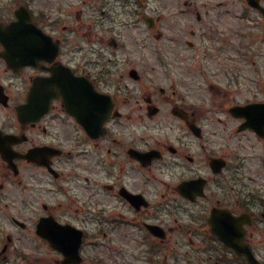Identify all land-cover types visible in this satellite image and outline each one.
<instances>
[{"label":"flooded vegetation","instance_id":"flooded-vegetation-1","mask_svg":"<svg viewBox=\"0 0 264 264\" xmlns=\"http://www.w3.org/2000/svg\"><path fill=\"white\" fill-rule=\"evenodd\" d=\"M96 11L103 17L111 9L93 4L84 12ZM80 13L68 0H0V29L14 21L18 29L0 36L56 46L50 61L36 56L11 67L0 56V147L14 150L11 161L0 153L5 250L19 245L21 260L34 264H248L231 244L249 246L264 264V200L260 190H246L235 160L241 135L251 132L240 129L244 119L227 109H205L187 88L181 93L179 75L189 78L188 71L162 68L147 83L140 73L132 80L143 83L141 94H117L113 80L104 78L105 47L67 46L69 32L78 33L69 18ZM142 20L148 25L145 15ZM158 20L150 17L148 27ZM91 27L100 30L101 22ZM79 51L93 56L82 57L80 65L71 55ZM65 66L108 93L109 102L94 105L111 108L109 119L99 122L104 127L94 125L96 118L78 122L69 100L54 96L63 80L55 89L43 86ZM219 127L230 141L217 135ZM196 178L203 183L200 193L180 192L181 183ZM43 233L64 244V252Z\"/></svg>","mask_w":264,"mask_h":264},{"label":"rangeland","instance_id":"rangeland-1","mask_svg":"<svg viewBox=\"0 0 264 264\" xmlns=\"http://www.w3.org/2000/svg\"><path fill=\"white\" fill-rule=\"evenodd\" d=\"M131 1L125 9L135 7ZM244 6V0H149V12L160 16L156 28L148 29L143 23L116 27L114 17L110 21L103 17L104 24L113 26L111 33L102 32L101 37L91 39H70V42L87 47L109 46L106 41L117 40L118 49L108 55L112 58L108 67L114 79L110 88L120 89V94L137 91L147 83V77L162 69L159 63L163 62L171 64L176 73L190 72L189 78L179 75V90L186 94L187 88L192 101L216 112L225 110L232 102L264 100V23L251 8L243 16ZM117 8L118 18L130 22L122 14L123 7ZM197 14L201 16L199 21ZM81 21L77 20L75 25L85 28L86 34L88 20L84 19L83 24ZM93 31L91 27V34ZM131 67L145 74L143 83L131 81L128 77ZM214 116L221 115L214 113ZM225 130L219 127L217 135H225ZM244 134L239 140L240 153L244 155V171L251 176L247 184L252 186L255 177L258 181L264 179V142L251 133ZM224 138L228 140L226 135Z\"/></svg>","mask_w":264,"mask_h":264},{"label":"water","instance_id":"water-1","mask_svg":"<svg viewBox=\"0 0 264 264\" xmlns=\"http://www.w3.org/2000/svg\"><path fill=\"white\" fill-rule=\"evenodd\" d=\"M248 1L252 5L258 6L257 0H248ZM4 56L7 58L10 64H14L13 57L9 51ZM64 84H65V90L63 93L60 92L61 94H65L66 90H69V96L71 99H74L75 102H84V101H80L84 99L88 101L90 100L91 97L90 93L88 97H84L87 95V93H85L82 90L85 86L76 82L71 75L65 77ZM80 109H81L80 106L78 105V103H76L73 106L71 105L69 110L78 116L79 114L78 112L80 111ZM230 111L243 115L246 118L245 126L254 129L259 135L264 137V103H254V104L245 105L244 107H235L232 108Z\"/></svg>","mask_w":264,"mask_h":264}]
</instances>
